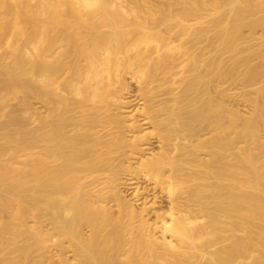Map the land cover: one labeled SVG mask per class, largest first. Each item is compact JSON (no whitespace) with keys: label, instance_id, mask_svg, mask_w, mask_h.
<instances>
[{"label":"bare ground","instance_id":"obj_1","mask_svg":"<svg viewBox=\"0 0 264 264\" xmlns=\"http://www.w3.org/2000/svg\"><path fill=\"white\" fill-rule=\"evenodd\" d=\"M0 264H264V0H0Z\"/></svg>","mask_w":264,"mask_h":264},{"label":"rangeland","instance_id":"obj_2","mask_svg":"<svg viewBox=\"0 0 264 264\" xmlns=\"http://www.w3.org/2000/svg\"><path fill=\"white\" fill-rule=\"evenodd\" d=\"M237 82H238V81H237ZM234 84H238V83H236V82H235V83H232V84L230 85V87H231V88H229V89H232V90L230 91V92H231V94H233V92H232V91H234V94H236V93H238V92L240 91V90H239L238 92H236V90H237V89H239L240 87H238V88H236V86H235V87H233V85H234ZM233 88H236V90H235V89H233Z\"/></svg>","mask_w":264,"mask_h":264}]
</instances>
